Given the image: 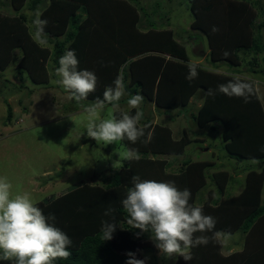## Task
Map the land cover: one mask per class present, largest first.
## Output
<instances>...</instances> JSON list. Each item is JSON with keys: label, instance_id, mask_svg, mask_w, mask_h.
<instances>
[{"label": "rangeland", "instance_id": "374dc122", "mask_svg": "<svg viewBox=\"0 0 264 264\" xmlns=\"http://www.w3.org/2000/svg\"><path fill=\"white\" fill-rule=\"evenodd\" d=\"M50 1L40 0L34 4L33 0H26L23 7L15 9L10 0H0V15L12 19L11 22H16L14 26L18 28L17 33L7 37L5 45L0 42V176L7 177L12 184V195L27 192L35 203H42L83 185V182L103 186V182H107L103 179L127 167L126 160L119 159L117 154L124 151L126 145L140 151L151 149L152 146L162 149L167 145L169 149L178 152L172 155L138 153L140 158L129 161V169L133 176L138 175L142 180L174 182L180 190L189 189V203L202 207L205 215L216 219L213 231L222 234L210 239L208 243L211 245L206 248L209 263L234 264L227 258L232 259L234 253L238 256L245 248L246 251L257 248L258 237L261 235L246 236L242 228L243 217L251 209L242 202L238 203L235 198L246 188L251 172H264V157L248 159L231 155L224 148L226 142L222 137V122L215 120L203 126L196 123L192 114L197 113L205 100L204 88H197L186 104L163 111L142 92L147 85L143 88L135 82L140 79L141 82L143 79L146 82L151 80L150 74L145 71L156 70L159 63L155 58L146 56L160 53L152 50L132 56L133 61L138 59L134 65L128 68L127 64H122L123 75L126 76L123 79L125 95L117 107L108 105L100 117L107 118L108 113L112 112L120 118L125 113L135 115L136 111L142 110L144 116L138 127L145 130V137H141L135 144L126 140L125 146L123 143L106 146L97 144L87 136L85 124L88 114L74 100L69 99L63 87L56 83L59 79L55 73L59 67L56 60L61 54L59 56L53 41L66 38L65 32L71 28L68 17L70 12L74 11L79 23L91 26L93 32L94 25L90 23L100 20L98 34L91 37L96 41L87 56L85 69L97 76L96 86L107 82L112 86L113 79L117 77L114 70L109 71L111 61L136 52L138 46L142 47L148 41L161 45L172 39L177 45L184 46L187 64L194 63L209 71L253 82L264 111V27L260 29V37L257 39L262 49L257 52L249 40H244L245 34L241 33L243 29L249 31L252 27L253 35H257V23L264 18V0H195L194 8L207 21L208 31L215 35L217 43L222 42L220 55L228 53L224 56L229 60L222 61H213L209 56L208 36L202 35L204 49L199 45L193 50L195 45L188 40V34L200 33L191 26L196 18L191 10L193 1L89 0L90 4L85 2L87 11L77 4H69L66 10L54 8L50 13V26L45 29L55 30L64 24L63 30H58L64 33L56 36L46 33L47 39H52V42L41 45L34 35L33 20L36 11L43 13ZM208 5L210 10L204 9ZM248 18L254 20L250 28ZM111 21L115 26H104ZM214 26L218 31H212ZM17 43L23 44L22 47L13 46ZM63 43L65 48L68 42ZM238 43H243V46L236 47ZM36 54L41 58L44 56L41 66L33 61ZM137 94L143 100L138 108H130L126 100ZM91 98L83 103L87 105L92 101ZM8 106L12 112L10 121L6 118ZM212 125L217 126V129H212ZM148 132H152V138L145 143L143 141ZM191 164L195 165L193 169ZM201 172L203 177L200 176ZM48 188L51 190H45ZM260 195L262 204L263 189ZM223 219H227L226 223ZM257 224L264 231V218ZM143 234L145 236L141 243L144 249L140 255L142 259L148 258L146 264H176L177 258L164 259L159 254L149 239L150 233ZM197 234L210 238L213 236L212 232ZM214 242L216 244L212 247ZM234 258L237 259L236 256ZM197 259L192 255L190 261L182 260V263L204 264ZM0 264L11 262L0 261Z\"/></svg>", "mask_w": 264, "mask_h": 264}, {"label": "trees", "instance_id": "16d2710c", "mask_svg": "<svg viewBox=\"0 0 264 264\" xmlns=\"http://www.w3.org/2000/svg\"><path fill=\"white\" fill-rule=\"evenodd\" d=\"M91 1L51 0L50 3L44 7V11L41 13V19L47 20L49 25L46 26H50V22L52 20L50 13L54 11V8L66 10V7L69 4H77L82 10L87 11L88 9L85 7V2L90 4ZM190 1H193L191 10H193L196 17L191 26L194 30L200 31V33L197 34L191 33L187 35L188 40L195 45L193 50L196 46L199 47V45L202 47L201 49L205 48L202 36L205 35L209 38L208 46L210 48L209 56L211 59L213 61L229 60L228 57L220 55L219 49L222 42L217 43L215 41V35L208 31L207 21L202 19L194 8L195 0ZM25 2L26 0H10L12 7L15 9L23 7ZM39 2L40 0H33L34 4ZM209 7L210 6L208 5L204 9L210 10L211 7ZM232 9L234 10V8ZM235 9H237V6ZM59 11L62 12V10ZM68 17L71 28L65 32L66 38H64L63 41L56 39L53 42L54 45L57 46L59 56L66 50H74L79 60L78 68L79 70H84L86 67L85 64L88 62L87 56L91 53L92 45L95 46L96 39L93 41L91 37L94 34H98V23L100 20L96 23L95 20L90 23L94 25L92 27L95 29V32H93L91 26H85L87 24L84 22L79 23L78 15L74 13V11L70 12ZM60 18L61 17H58V19ZM58 19H56L55 22H57ZM247 20H249L250 28V26L253 25L254 20L252 18H248ZM11 21L12 19L2 18L0 15V42L3 45L7 43V37L17 33L16 30L18 28L14 26L16 22L13 23ZM109 25L113 26L114 24L111 21L104 26ZM63 27L64 24L62 27L60 25L57 29H53L54 31L46 30V28L45 33L49 36H56V34L64 33V31H58L63 30ZM263 27L264 18L261 22L257 23L256 36L253 35L254 33L252 31V27L249 31H244L243 29L241 32L245 34L244 40H249V43L255 52L262 49V45L257 42V39L260 37L259 31ZM246 34L248 35L246 36ZM65 41H67L68 44L65 48H63V42ZM47 42H52V39H47ZM22 45L23 44L17 43V45L13 46L22 47ZM239 46H243V43L236 44V47ZM152 50L159 52L160 54L146 56L155 58V60L159 63L156 70L146 69L145 71H148L147 73L150 74L151 80L148 82H146L145 79H143L142 82L141 79L140 81H135L138 86L143 88L144 85H147L144 91H142L145 95H147L146 98L151 100V102H154V104L158 108H161V110L166 111L179 105L186 104L194 91L197 90V88L202 87L205 91V100L197 110V113L192 114V118L196 121V123L203 126L208 122L219 120L223 124L222 137L226 142L224 148L229 154L235 155L239 158L248 159L264 157V152L260 151L261 147H264V111L255 86L254 94L250 96L249 102L247 103H245L242 98H229L228 96L219 93L215 95V97L206 95L208 89H216L217 85L226 83L237 77L197 67L198 77L192 81L186 80L185 77L188 74L186 50L184 46L177 45L172 39H169L166 43H161V45L148 41L147 43H144L142 47L138 46L136 52L132 54H125V56L120 60L114 59L111 61L109 71L114 70L116 77L119 72L122 79H125L126 76L123 75L124 68L122 67L123 62L125 65L127 64V67L129 68V66L134 65L138 60L133 61L131 59L132 56L140 54L143 51ZM24 54L27 55L28 52H24ZM233 57L236 58V55L233 54ZM43 59L44 56L41 58L38 54H36L33 61L36 65L41 66ZM58 60L59 59L56 60L57 64H59ZM120 71H122V73ZM239 79L243 82H251L242 78ZM113 80H115V78ZM106 86L111 85L107 82L105 85L102 83L101 86H96L95 92L90 94L89 97H92V100L96 97L102 98ZM133 91L136 92V89ZM11 117V108L8 106L6 115L7 121H10ZM156 128L159 129L158 127ZM211 128L216 130L217 126L212 125ZM160 139L163 140V138ZM125 141L121 142L124 146L127 142ZM126 147L134 149L130 145L129 147L126 145ZM137 151L138 153L151 152L152 155H172L178 152L177 150L173 151V149H169L167 145H165L162 149L152 146L151 149ZM125 163H127V167H122L117 171V173L113 172V175L103 179L107 181L103 182V186L98 184H83L73 188V190L66 192L60 197H56L50 201L36 203V206L43 210L45 216L49 214H54L56 216V226L61 228V230H63L72 240V244L69 247L71 256L67 259H58L54 262V264H125L128 259L126 255L128 252H135L137 258L142 259L140 252L144 248L141 240L145 235L142 233L139 237L136 236V233L140 230L132 229L127 224L126 221L128 217L124 212L121 203L122 200L126 198L128 188L133 186L131 179L133 177V173L130 171L128 166L129 160H126ZM191 166L193 169L195 165L191 164ZM200 174V176L203 177L202 172ZM250 175L251 176L247 180L248 182L246 188L235 199L238 203L242 202L243 205L245 204V206L250 207L249 209H251L248 210V214H246L242 220V228L246 236L251 234H258L257 236H261L260 238L258 237L259 245L257 248L247 251L245 248L238 254L239 258H243L242 261L239 260L236 253H234L232 259L227 258L231 261V263L234 262V264H264V231H262L261 225L257 224L258 221H261L264 218V203L260 204L261 197H259L261 196V189L264 191V172L255 171L251 172ZM184 179L186 180V176ZM235 199L233 200L235 201ZM109 208L115 209V211L112 215L105 216L104 212ZM103 220H107L109 222H113L114 220L117 224L116 231L113 233V238L111 240L102 241L100 238L101 221ZM226 220L227 219H223V222L226 223ZM225 229L226 228L224 227L223 230ZM200 235L201 234H195V236ZM215 244L216 242H214L212 247H214ZM210 246L211 245L207 244L194 247L190 250V254L191 256L195 255L196 258H199L196 261L201 260L204 264H210L208 259L209 254L206 252V248H210ZM235 256L237 259L234 258ZM182 260V258H177L176 264H185L182 263Z\"/></svg>", "mask_w": 264, "mask_h": 264}, {"label": "clouds", "instance_id": "9594fccd", "mask_svg": "<svg viewBox=\"0 0 264 264\" xmlns=\"http://www.w3.org/2000/svg\"><path fill=\"white\" fill-rule=\"evenodd\" d=\"M33 25L37 43L45 44L47 20L41 19L39 10L35 13ZM212 31L218 29L214 26ZM58 63L55 73L59 79L56 83L63 87L69 99L88 114L85 129L89 138L106 146L113 143L120 145L125 140L135 144L145 137V130L138 127L144 116L142 110L136 111L135 115L125 113L120 118L112 112L108 113L107 118L100 117L108 105L117 107L125 95V85L119 74L113 86L105 88L102 98L96 97L85 105L83 102L96 90L97 76L87 69L79 70V60L74 50H66ZM187 68L186 80L192 81L198 77L196 64L189 63ZM218 93L229 98H242L247 103L254 94V85L237 77L217 85L216 89H208L206 95L215 97ZM142 100L141 95H133L128 98L127 104L130 108H138ZM151 138L152 132H148L143 142H150ZM260 151L264 152V147ZM117 154L123 160L139 159L138 151L132 148ZM131 179L133 186L128 188L126 198L121 202L128 217L126 222L132 229L140 230L136 233L137 237L150 233L149 239L164 259L182 258L188 262L192 259V248L207 245L210 239L222 234L213 231L217 223L214 217L205 215L202 207L189 203V189L180 190L174 182L142 180L138 175ZM11 189L12 184L7 177L0 176V261H10L11 264H54L58 259L71 256L69 247L72 240L56 226V216H45L29 193L13 196ZM114 211L112 208L106 209L104 215L110 216ZM116 228L114 220L101 221V240H111ZM198 232H212L213 236H195ZM126 255L128 259L125 264H146L148 259H138L135 252Z\"/></svg>", "mask_w": 264, "mask_h": 264}, {"label": "crops", "instance_id": "0c3cea01", "mask_svg": "<svg viewBox=\"0 0 264 264\" xmlns=\"http://www.w3.org/2000/svg\"><path fill=\"white\" fill-rule=\"evenodd\" d=\"M83 184L91 185V184H89V183H84V182H83ZM92 185H94V184H92ZM45 190H51V189L48 188V189H45ZM45 190H42V191H45ZM60 196H61V194H60L59 196H55V197H60Z\"/></svg>", "mask_w": 264, "mask_h": 264}]
</instances>
